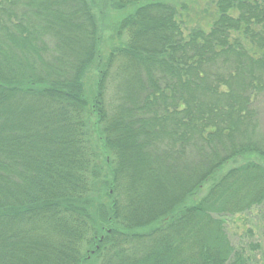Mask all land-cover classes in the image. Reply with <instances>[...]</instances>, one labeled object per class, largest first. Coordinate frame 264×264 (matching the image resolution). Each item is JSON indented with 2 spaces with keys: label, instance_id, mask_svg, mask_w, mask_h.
<instances>
[{
  "label": "trees",
  "instance_id": "trees-1",
  "mask_svg": "<svg viewBox=\"0 0 264 264\" xmlns=\"http://www.w3.org/2000/svg\"><path fill=\"white\" fill-rule=\"evenodd\" d=\"M105 4L130 10L102 52L96 0H0V264H250L225 221L264 231V0L186 34Z\"/></svg>",
  "mask_w": 264,
  "mask_h": 264
},
{
  "label": "rangeland",
  "instance_id": "rangeland-1",
  "mask_svg": "<svg viewBox=\"0 0 264 264\" xmlns=\"http://www.w3.org/2000/svg\"><path fill=\"white\" fill-rule=\"evenodd\" d=\"M173 5L176 10L177 21L180 23L184 33L194 27H201L208 31L211 21L215 15L216 0H166ZM99 9L104 13L100 18V34L102 35V52L109 50L113 45H117L120 38L114 36L116 23L130 9L118 11L106 7L105 0H96ZM97 17L101 16V11L95 8ZM123 35L121 36V40ZM96 70L92 68L85 77L86 92L90 93L95 79ZM261 111V126L264 131V97L258 103ZM257 162L264 166V159L255 158ZM240 164V159H236ZM231 165V163H230ZM230 165L226 166L228 168ZM224 168V170H225ZM209 183L204 185L198 193L197 198L201 197ZM225 230L234 246H247L248 243H257L259 247L250 252V264H264V231L259 220L256 217V210H252L246 217L233 216L225 221ZM87 264H98V261L90 260Z\"/></svg>",
  "mask_w": 264,
  "mask_h": 264
}]
</instances>
